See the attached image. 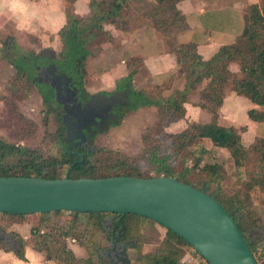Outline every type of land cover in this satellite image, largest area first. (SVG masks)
<instances>
[{
    "label": "trees",
    "instance_id": "16d2710c",
    "mask_svg": "<svg viewBox=\"0 0 264 264\" xmlns=\"http://www.w3.org/2000/svg\"><path fill=\"white\" fill-rule=\"evenodd\" d=\"M64 1L66 24L58 32L62 45L61 56L54 64L69 74L78 71L79 74L86 75V62L96 54L90 44L103 43L112 38L105 25L122 30L125 28L122 22L125 2L89 0V14L80 18L75 16L72 10L73 4L78 0ZM181 1L183 0H152L153 9L144 14L151 21L152 27L167 38L169 50L174 54L185 82L182 90H175L167 96L152 98L141 91L132 92L128 104L120 108V111H125L119 113V119L139 107L152 106L157 110V121L142 132L141 153L133 158L95 146L97 132L94 130L85 135L89 149H73L83 156V160L80 161L79 156H73L69 152L68 144L63 141V110L56 104L53 90L34 81L38 57L22 50L13 36H7L1 42L0 60L10 65L15 75L7 90L11 96H0V101L6 106L4 125L11 128L17 142L8 143L0 139V177L60 179L67 174L73 179L141 177V162L146 161L157 173V177L176 178L212 196L236 221L243 234L258 226L252 217L251 195L264 199V139L258 138L254 144L245 148L240 136V132L245 131L244 128L223 126L220 123L219 110L230 81L231 91L237 96L246 98L258 108H264V0H260L259 5L250 7L249 14L245 16L243 30L235 41L220 47L207 61L198 53L195 43L178 44L176 41L175 33L187 29L184 16L177 9V4ZM231 63H237L239 66L240 77L237 79H233L229 69ZM133 74L134 72L130 73L117 84H130ZM33 85L40 87L43 105L47 111L44 120L47 121V118L52 116L56 124L55 132L46 133L37 148L20 145L22 140L30 137L36 130V125L26 118L18 107V101L27 98ZM197 90L198 102L194 106L205 111L209 115V121L193 123L189 129L168 137L165 128L186 116L185 104L189 103L191 93ZM247 117L253 123H262L264 111L250 109L247 111ZM196 140H208L212 146L227 150L233 166L237 170L244 169L245 177L239 191L225 194L218 186L213 193L204 189L215 179L223 178L222 169L215 163L201 165V157L192 158L190 148ZM0 214L8 225L30 224L31 238L26 243L43 255L46 261L59 264H84L85 262L76 258L67 247L66 240H75L90 256L93 255L98 245L97 235L104 231L102 221L111 215L62 211L32 215ZM35 219L36 221H33ZM144 223L159 226L162 233L156 234L148 225L145 227ZM119 224L123 226L122 239H133L135 243H157L155 252L144 256L146 264H185L182 260L192 248L172 232L135 215L122 217ZM41 228L48 231L41 232ZM119 229V225L113 227L115 232ZM20 242L24 245L23 239ZM248 245L255 253V243L248 242ZM17 257L24 260L23 253Z\"/></svg>",
    "mask_w": 264,
    "mask_h": 264
},
{
    "label": "rangeland",
    "instance_id": "374dc122",
    "mask_svg": "<svg viewBox=\"0 0 264 264\" xmlns=\"http://www.w3.org/2000/svg\"><path fill=\"white\" fill-rule=\"evenodd\" d=\"M33 1V0H31ZM133 0H124V11L122 22L126 24L127 31L133 29V31L142 25L152 26L151 21L145 17L146 20H136L135 24L132 20V2ZM143 4L146 6V13L153 9L154 4L150 6V2L142 0ZM28 0L25 1L27 3ZM62 7L66 6V2L62 0ZM127 2V3H126ZM148 2V3H147ZM145 13V14H146ZM249 13V12H248ZM127 22V23H126ZM5 26V25H4ZM7 30L3 31L0 35V46L1 42L7 36H13L17 45L24 50L25 52L36 53L44 52L43 55H46L45 50L50 49V54L56 56L55 59H60V52L62 45L58 40L56 34H49L48 31L45 35L38 32L36 35H29L25 32L15 34V29L13 25L7 24ZM64 27V26H63ZM62 27V28H63ZM125 27V26H124ZM110 28L114 30L117 34V29L112 25H105V29ZM123 28V26H122ZM23 30V29H22ZM107 30V29H106ZM24 31V30H23ZM108 31V30H107ZM177 31L174 30V32ZM109 32V31H108ZM112 36L110 41L103 43H94L92 42L90 46L92 49H95L94 56L86 62V68L84 73H80L82 77V82L85 90L90 94H97L100 92H111L113 89H107L104 86L102 81L103 73L110 67H118V63L123 68H128V73L134 71V75L130 80L129 88L132 92H144L148 97H159L161 95L167 96L173 91L181 89L184 85V77L180 74L179 69L173 74H170L169 78L163 83L156 84V81H153L149 72L147 71V66L144 64V59L138 56V48L136 46V51H134L133 45H129L126 49V44L132 40V35L122 34L118 31L117 35ZM161 35L166 40L167 50L170 54L167 44V38L161 33ZM174 37V35H173ZM100 44V45H98ZM94 47V48H93ZM174 56V54H172ZM174 58V59H173ZM170 61L171 66H178L175 56ZM175 60V61H174ZM179 68V67H178ZM231 72L233 74V79L240 77L239 66L237 63H231L229 65ZM15 75L14 69L2 62L0 60V96H11L8 93L9 82L13 80ZM41 77V76H38ZM36 81V80H35ZM43 85V84H40ZM231 81L227 84L225 89V96L231 93ZM198 91L191 93L189 96V103L192 106H187L189 113L182 119L178 120L175 123L170 124L165 128V133L168 137H172L175 134H178L184 130L190 128L193 123H205L209 121V115L203 111L199 110L194 106L198 102ZM19 97V96H18ZM245 101H238L236 105L234 103H229V106L223 107L222 115L220 122L226 126L231 125L236 126V128H244L245 131L240 132L241 142L245 148L254 144L258 138L264 139V122L257 124H250L247 118V109L249 101L246 98H241ZM232 106H235V112L232 116L229 114V109ZM18 107L20 112L29 120H31L36 125L35 132L25 140L20 142V145L37 148L40 146L42 140L46 133L53 134L56 129L55 120L52 116L47 118V121L44 120V117L47 114L46 107L43 105L42 96L40 93V87L38 85H33L32 90L28 93L27 98L21 99L18 101ZM259 111H264V108H258ZM125 110H122L121 113H124ZM6 115V106L3 101H0V139L8 143H16L17 141L13 137V131L10 127L4 125ZM220 118V110H219ZM157 121V110L155 107H139L137 110L129 112L119 123L115 126H109L107 129H102V131L97 132L95 135L94 143L95 146L107 148L124 154L127 157L133 158L138 156L142 150L141 143V134L144 129L153 126ZM221 123V124H222ZM238 126V127H237ZM107 127V126H106ZM231 127V126H228ZM192 152V158L201 157V165L203 164H218L221 169V175L223 178L215 179L213 183L207 184L204 189L209 193H213L215 188L218 186L225 192V194H232L237 192L241 188V183L245 177V171L243 168L236 169L233 166L232 160L227 150L219 149L212 146L211 142L208 140H196L193 141V145L190 148ZM190 161L188 166H190ZM141 177L140 178H154L157 177V173L154 172L149 163L146 161L141 162ZM176 179V178H175ZM218 192V191H216ZM215 192V193H216ZM252 196V217L256 220L258 226L254 227V235L246 233L248 237L254 239L255 250H264V203L263 197L259 198L254 194ZM69 216V215H68ZM33 221H36L33 220ZM105 231L109 230L108 219L105 220ZM145 227L148 225L156 234H161L162 230L159 226L153 223H144ZM33 226V225H32ZM35 226V225H34ZM31 228L30 224H24L19 226H10L6 223L4 217L0 214V244L3 250H13L18 247V241L22 238L29 237V229ZM40 228V227H39ZM41 232L48 231L47 229L41 228ZM145 234V233H144ZM100 244V250H106L109 246V235L105 232H101L97 235ZM146 239V237H145ZM76 241L71 238L66 240V245L72 248V252L76 258H87L86 251L82 248H78ZM136 248L133 251H130L128 254L132 260V264H146L144 256L152 254L157 248V243L148 241L136 243ZM254 247V246H253ZM99 255L94 254L93 257ZM95 264H100L98 261Z\"/></svg>",
    "mask_w": 264,
    "mask_h": 264
},
{
    "label": "water",
    "instance_id": "95a60500",
    "mask_svg": "<svg viewBox=\"0 0 264 264\" xmlns=\"http://www.w3.org/2000/svg\"><path fill=\"white\" fill-rule=\"evenodd\" d=\"M62 78L53 76L49 84L55 90L56 103L64 111V142L70 143L69 152L82 161L83 156L73 148L89 149L85 133L96 120L102 124L116 105L117 96L81 106L74 98L75 92L62 91L68 88L69 80ZM56 211L139 216L181 238L207 264H257L248 245V242H256L240 231L224 207L205 191L175 178L73 179L68 174L60 179L0 177V213L32 215ZM249 234L254 235V230ZM125 251L123 259L130 262Z\"/></svg>",
    "mask_w": 264,
    "mask_h": 264
},
{
    "label": "crops",
    "instance_id": "0c3cea01",
    "mask_svg": "<svg viewBox=\"0 0 264 264\" xmlns=\"http://www.w3.org/2000/svg\"><path fill=\"white\" fill-rule=\"evenodd\" d=\"M25 1L4 0L3 4H0V35L7 30L6 25L9 24L17 29L14 31L15 34L25 32L29 35H36L40 32V34L45 35L47 32L44 31H48L49 34H56L58 37V32L66 24L65 7H62V0H28L27 3ZM131 2L133 22L136 24V20H146L144 14L147 8L143 1L133 0ZM148 2H150V6L154 4L152 0H148ZM259 3L260 0H183L177 4V9L184 16L187 29L175 33L176 41L178 44L195 43L198 53L207 61L220 47L232 44L235 41L243 30L245 16L249 14L250 7L259 5ZM88 4L89 0L76 1L72 7L73 14L80 18L87 17L89 14ZM124 25L125 28L123 30L116 29L117 34L120 31L122 34L132 35V40L126 44V49L132 44L134 51H136V43L138 48L137 57L144 59V64L147 66L146 69L153 81H156V84H159V82L163 83L169 78L170 74L178 71L176 62L175 66H171L172 62L170 60L174 56L168 52L166 40L161 33L150 25H142L134 31L133 29L125 30L127 28L125 22ZM106 29L112 36L116 34L114 30ZM127 69L123 68L120 63H118V67L108 68L102 75L104 86L112 88L117 82L134 72L128 73ZM229 69L231 70V68ZM183 88L184 85L178 90ZM241 98L242 96H237L233 91L226 95L220 109V119L223 107L229 106L231 102L236 105L238 101H245ZM245 102L247 103V101ZM249 103L247 111L258 109V106L253 105L250 101ZM187 106L192 105L191 103L185 104L188 114L189 109ZM234 107L232 106L228 111L230 116L235 112L236 108ZM196 108L199 109L198 107ZM248 122L257 124L249 119ZM233 124L236 125L232 123L228 126L236 128ZM222 125L226 126L223 123ZM25 259V261L20 260L12 253L0 250V264H49L44 262L41 254L29 248L25 250Z\"/></svg>",
    "mask_w": 264,
    "mask_h": 264
},
{
    "label": "flooded vegetation",
    "instance_id": "af4514ba",
    "mask_svg": "<svg viewBox=\"0 0 264 264\" xmlns=\"http://www.w3.org/2000/svg\"><path fill=\"white\" fill-rule=\"evenodd\" d=\"M43 53L42 52L36 53V56L38 57L39 61H38V65L35 67L34 81L36 80V83L38 85L43 84L44 86H48L49 88H51V86L49 84V82H50L49 79L53 76L56 78L58 76H63V78H62L63 80H67V79H69V80L67 82L68 88L65 87V89H63L62 91L67 93V94L75 92L74 98L77 100V103L81 104V106H84L85 104L90 103L92 101L97 103V104L102 103V102H105L104 101L105 99L117 96V98H115V100H114V103L116 105L112 106L110 111L107 113V116L104 118V121L102 122V124L100 123L99 120H96V123L94 124V126H92L91 129L86 133H89L92 130H94L96 132H100V131H102V129L109 128V126L117 125L119 123V121H121L124 118L123 117L122 119H119V113H121L120 108L125 107L129 102V95L132 93V90L129 88V84L124 83V84H122V86H119L117 84L118 83L117 82L114 87L107 88V89H113L111 92H100V93H97L95 95L90 94L87 90H85V88L83 87L84 85L81 84L83 79H82L81 75L78 73V71H74L73 74H69L68 72L64 71L63 69H59L54 64V62L59 60V59H55L56 56L54 54H50V49L45 50V53L48 56L43 55ZM38 76H41V77H38ZM78 79H80V80H78ZM51 89L53 90L54 100H55V90L53 88H51ZM56 104H58V103H56ZM59 106H61V105H59ZM61 108H62V106H61ZM62 110H63V108H62ZM63 114H64V111H63ZM105 115L106 114H104V116ZM110 115L112 117H110ZM62 117H63V115H62ZM86 133H85V135H86ZM65 137H66V134H65ZM65 137H64V139H65ZM64 139H63V141H64ZM66 144H68V146H70V143H66ZM73 149H76V148H73ZM106 218L109 220L108 221V227H110V229L107 231H105V229H104V226H105L104 220ZM121 218L122 217L117 218V217H115L114 214H111V215L106 216L102 221L103 230H104L103 232H105V234L109 235V238H110L109 239V246L107 247L106 250H100V244L101 243L98 240V245L96 247V252L94 254L99 255V256L93 257L94 254L90 256L86 252L87 258L81 257L78 259H82L85 262L84 264H95V262L97 263V261L100 264H132V260H131L128 253L130 251H133L136 248V245H135L136 243L133 239L125 240V239L121 238V233L123 230V226L119 224L121 221ZM116 225H119L120 229L115 232L113 230V227ZM10 226H19V225H10ZM31 228L29 229V237L27 236L25 238H22L24 245H22V242L17 240L18 247L14 248L13 250H7L6 252L12 253L16 257L18 256V254L23 253V257H24L23 261H25L26 260L25 259L26 248H29L32 251H34L32 249V247L28 243H26L27 240H29L31 238ZM244 235L247 237L246 234H244ZM118 236H119V239L116 240V238ZM73 242H74V240H73ZM67 247L71 251H73L72 248H70L69 246H67ZM77 247L82 249V247L79 245ZM125 249H126L125 252H126L130 262H126L123 259L124 257L122 256V253L124 252ZM0 250H3V248L1 247V244H0ZM3 251H5V250H3ZM34 252H36V251H34ZM36 253H38V252H36ZM38 254H40V253H38ZM43 258H44V256H43ZM20 260H22V259H20ZM44 262L49 263V264H59V263H56L54 261H46L45 259H44Z\"/></svg>",
    "mask_w": 264,
    "mask_h": 264
},
{
    "label": "built area",
    "instance_id": "2783aa9c",
    "mask_svg": "<svg viewBox=\"0 0 264 264\" xmlns=\"http://www.w3.org/2000/svg\"><path fill=\"white\" fill-rule=\"evenodd\" d=\"M257 264H264V250H258L253 253ZM185 264H207V262L193 249L187 251L182 260Z\"/></svg>",
    "mask_w": 264,
    "mask_h": 264
},
{
    "label": "clouds",
    "instance_id": "9594fccd",
    "mask_svg": "<svg viewBox=\"0 0 264 264\" xmlns=\"http://www.w3.org/2000/svg\"><path fill=\"white\" fill-rule=\"evenodd\" d=\"M4 0H0V4H3Z\"/></svg>",
    "mask_w": 264,
    "mask_h": 264
}]
</instances>
